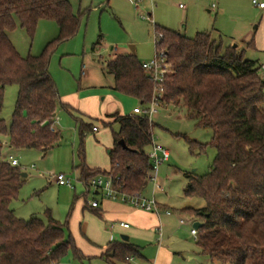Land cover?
I'll return each instance as SVG.
<instances>
[{"label":"trees","instance_id":"16d2710c","mask_svg":"<svg viewBox=\"0 0 264 264\" xmlns=\"http://www.w3.org/2000/svg\"><path fill=\"white\" fill-rule=\"evenodd\" d=\"M151 16V14H150ZM70 0H0V264H57L69 249L79 255L74 239L67 234V222L32 216L17 217L11 208L25 177L18 166L3 157L4 145L17 149H38L43 155L55 147L62 132L55 127L60 96L49 71L48 47L40 55L22 56L8 32L17 24L33 38L41 19L56 20L62 41L74 35L80 25ZM170 64L163 84V105H180L197 124L213 130L208 143L216 154L208 172L187 174L184 193L201 197L205 205L187 206L181 212L199 218L196 244L201 254L221 264H264V79L261 63L246 58V49L225 45L210 31L189 37L154 24ZM247 46L255 48L254 38ZM114 78L113 89L133 96L143 104L155 94V82L135 53L117 54L106 64ZM19 85L10 124L1 117L5 86ZM65 108L68 106L63 104ZM113 147L111 168H90L84 162L82 180L111 175L119 192L140 194L152 179L149 147L154 122L137 114L112 113ZM49 120L47 125L43 122ZM83 143L92 124L79 121ZM6 137V141L2 137ZM125 142L123 146L120 141ZM190 147L204 152L208 144L189 140ZM119 177L117 181L116 178ZM141 256L129 241H110L102 257L110 264H126L127 257Z\"/></svg>","mask_w":264,"mask_h":264},{"label":"rangeland","instance_id":"374dc122","mask_svg":"<svg viewBox=\"0 0 264 264\" xmlns=\"http://www.w3.org/2000/svg\"><path fill=\"white\" fill-rule=\"evenodd\" d=\"M217 1L218 12L210 7L213 0H139L137 7L128 0H70L75 14L81 16L79 28L71 37L56 40L59 25L52 19H41L33 38L19 24L8 32L22 56L40 55L49 45V71L60 96L56 123L63 138L45 155L38 149H17L7 144L3 147V157L7 160L13 155L18 159L21 171L28 174L18 198L11 203L15 215L24 219L36 216L46 221L50 211L54 218L67 222V234L73 237L80 254L75 255L74 250L69 249L60 264H110L102 257L105 245L122 234L115 233L119 221L113 220L108 227L113 237L109 239V234L103 231L102 218L84 208L95 199L101 201L102 196L94 195V190L87 193L81 169L77 167L82 162L80 150H83L88 166L110 167L108 150L112 147V132L118 125L105 127L98 117L114 111L116 104L122 113L132 112L138 103L111 88L114 78L107 73L106 64L114 53L124 54L134 46L142 63L153 60L156 56L154 24H158L189 37L210 31L214 38H222L225 45L237 44L239 49H246V58L264 62V51L247 46L254 38L256 46L264 48V7L255 5L252 0ZM18 94V84L5 86L1 117L8 124ZM80 119L100 129L99 133L87 130L83 143L78 129ZM152 121L155 141L170 151V159L157 167L153 172L157 181L149 180L141 195L153 198L156 182L160 185L155 188L156 200L172 208V216L162 217L166 238L169 236L168 240L175 241L168 247L174 257L169 264H221L197 253L195 241L188 233L193 217L180 212L187 206L199 208L205 205L201 197L186 196L184 189L189 182L187 174H204L212 165L216 149L208 143L213 130L198 125L195 118L187 115L182 104H160ZM2 139L7 140L5 136ZM189 140L208 146L200 152L198 148L190 147ZM60 173L70 177L76 188L56 183L54 177ZM126 204L132 208V204ZM180 214L186 219L185 225L179 223ZM133 242L140 246L146 259L135 256L127 263L161 264L148 261L156 253L155 244Z\"/></svg>","mask_w":264,"mask_h":264},{"label":"crops","instance_id":"0c3cea01","mask_svg":"<svg viewBox=\"0 0 264 264\" xmlns=\"http://www.w3.org/2000/svg\"><path fill=\"white\" fill-rule=\"evenodd\" d=\"M129 2H134V4H135V6L137 7L138 5H136V3H137V0H128ZM213 1H216V3H217V7L215 8V9H213L212 7H211V5H210V7H211V9L212 10H216L217 12L219 11V4H218V1L217 0H213ZM165 27V26H164ZM167 28V27H166ZM249 42V41H248ZM235 45H237V44H235ZM132 47H133V49H134V51L132 50ZM252 49H256L257 51H259V52H261V51H264V48L263 47H261V48H258L257 46H256V44H255V48H252ZM131 53H135V47L134 46H131V49H130V51H127L126 53H124V54H131ZM136 54V53H135ZM115 55H117V54H115L114 53V56ZM113 56V57H114ZM261 64L262 63H264V62H260ZM111 88L113 89V86H111ZM113 90H115V89H113ZM115 91H117V90H115ZM126 95V94H125ZM127 96H129V95H127ZM130 97H132V98H134L135 100H136V102H138V103H136V105H134L133 106V110H134V108L135 107H137V106H140V105H143V103L142 102H140V100L139 99H137V98H135V97H133V96H130ZM119 105V104H118ZM117 104L114 106V111H112V112H110V113H107V114H105V115H100V117H98V118H100L101 120H102V122L103 121H105L106 123H110V122H113V119H114V117H111V116H109L110 114H112V113H115V112H118V113H121V114H134L133 113V110H132V112H128V113H122L121 112V110L119 109V106H118ZM117 108V109H116ZM116 109V110H115ZM57 113H58V111H57ZM57 119V118H56ZM78 121H80V120H78ZM56 123V122H55ZM115 124H117L118 125V123L117 122H114V123H112L111 125H105L104 124V126L105 127H107V126H112V125H115ZM78 125H79V122H78ZM57 129H59L58 128V126H57V123H56V126H55ZM94 127H96L97 129L96 130H94ZM118 127H119V125H118ZM60 130V129H59ZM61 131V130H60ZM92 131L93 132H97V133H99V131H100V129H99V126H97V125H92ZM62 132V131H61ZM62 138H63V133H62ZM61 138V139H62ZM113 143H114V139H113V134H112V143H110V146H112L113 147ZM111 147V148H112ZM111 148L109 149L110 151H111ZM151 148V146L149 147V149ZM108 150V155H109V153H110V151ZM149 152V151H148ZM170 152V151H169ZM110 157V156H109ZM169 159H170V157H169ZM168 159V160H169ZM111 164V163H110ZM90 167V166H89ZM90 168H101V167H90ZM111 168V165H110V167L108 168V169H106V170H109ZM105 169V168H104ZM28 176V174L26 173V176L25 177H27ZM156 180V177H155V173H153L152 172V179H149V180ZM149 180H147V182L149 181ZM54 181H55V179H54ZM157 181V180H156ZM56 182V181H55ZM146 182V183H147ZM57 183V182H56ZM146 185V184H145ZM156 186H159L160 187V185H158V183H156L155 182V184H154V188H153V198H155V193H156ZM145 187V186H144ZM71 188H73V189H75L76 187H71ZM143 190V189H142ZM90 191H87V193H89ZM141 193H142V191H141ZM93 194L94 195H101L102 196V200L101 201H99V200H97L98 201V203H99V205L98 206H96V207H92L91 205H86L84 208L85 209H88V210H90V211H94L95 212V214L96 215H98L100 218H102V224H103V226H104V229H103V227H102V229H103V231H105L107 234H109V239H112V237H113V234H111L110 235V233L108 232V227H109V223L111 222V221H113V220H118L119 221V223L116 225V228L114 229V231H115V233H122L121 234V237L119 238V239H112V240H109L108 242H110V241H129V242H131V243H133V244H135L136 246H138L139 247V249H140V246L139 245H137L136 243H134L133 241L134 240H140V241H144V242H147V243H149V244H155L156 245V247L157 248H155V250H156V253H154V254H152L150 257H151V259L152 260H148L149 262H151V263H161V264H169L170 262H172L173 261V255H172V252L169 250V246L170 245H173V244H175V241H173V240H168V239H170V238H168L169 236H167V238H166V235H165V232H164V229H163V221H162V217L163 216H172V213L171 214H167V213H165V209H171L172 210V208L170 207V206H168V205H166V204H164V203H160V202H158L157 200V202L159 203V205H160V207H161V212L159 213V214H157V213H154V212H152V211H146V210H143V209H141V208H139V207H136V206H134V205H132L131 207V209H129L126 205V203H128V202H126V201H124V200H122V199H111V198H107L106 196H104L103 194H101L100 192H98V191H96V192H93ZM156 199V198H155ZM96 200V199H95ZM122 202V203H121ZM126 204V205H125ZM130 204V203H129ZM100 205H101V207H100ZM131 205V204H130ZM174 210V209H173ZM180 212H181V210H180ZM163 213H165L166 215H163ZM182 213V212H181ZM182 214H184V213H182ZM181 215V214H180ZM185 215V214H184ZM180 217H182V215L180 216ZM180 217H179V219H180ZM191 218V217H190ZM192 219V221L190 222V229H189V235L191 236V237H193V239H194V241H195V244H196V239H195V237L191 234V232H190V230H191V228L193 227V223L196 221V218H191ZM128 222L129 224H130V227H128V228H125V227H123V226H121L120 225V222ZM179 223H180V221H179ZM159 224H161V226H162V231H163V236H162V241L159 243L158 242V234H157V232H156V227L159 225ZM181 224V223H180ZM186 224V222L184 223V224H181V225H185ZM107 227V228H106ZM124 236H128L129 237V239L128 240H124L123 239V237ZM166 240H168L167 242H166ZM165 242H166V244H165ZM108 243H106V245H107ZM106 245H105V248H106ZM196 248H197V253L198 254H201L200 252H199V250H198V246H197V244H196ZM140 253H141V249H140ZM183 255V254H182ZM201 255H203V254H201ZM141 258H144V259H146L143 255H142V253H141V256H140ZM192 257H189V259H191ZM57 264H60V262L59 263H57ZM126 264H130V262H128V263H126Z\"/></svg>","mask_w":264,"mask_h":264},{"label":"built area","instance_id":"2783aa9c","mask_svg":"<svg viewBox=\"0 0 264 264\" xmlns=\"http://www.w3.org/2000/svg\"><path fill=\"white\" fill-rule=\"evenodd\" d=\"M139 1V0H138ZM138 1L136 5H138ZM252 2L263 8L264 2H261L259 0H252ZM211 7L215 9L217 7L216 1H213L211 4ZM161 35L156 34L155 44L157 45L160 41ZM143 68L150 74L151 78L155 82L156 88H155V94L153 96V99L143 105L137 106L134 108L133 113L147 117L150 121H152L153 115L157 112V107L161 104V99L163 98L164 94V87L163 84L166 79V75L170 72V64L167 61V57L162 49H156V56L153 60L149 62H143L142 63ZM260 75L264 79V63L261 64L260 68ZM97 128L94 127V130ZM151 150L149 151V157L151 161L153 162V171L155 172L157 170V167L163 163L164 161H167L170 157L169 150L162 144L155 141V138L153 137V142L151 144ZM9 161L11 165L18 166L19 162L18 159L15 158L13 155L9 156ZM55 181L59 185H67L69 187H75L73 184V181L70 177L66 176L64 173H60L54 177ZM116 180H119V177L116 178ZM85 184V187L87 191L94 192L98 191L107 198L111 199H117L120 198L136 207H139L146 211H152L154 213L159 214L161 212V207L159 203L156 201L155 198L147 199L143 197L140 194L135 195H126L124 193L119 192L118 188L115 186L114 183V177L111 175L105 176V175H98L95 177H92L89 180H82ZM92 207H96L99 205L97 200H93L90 204ZM173 211L171 209H165V213L171 214ZM181 224H184L186 222V219L183 217H180L179 219ZM120 225L128 228L130 227V224L128 222H120ZM156 232L158 234V242L160 243L162 241L163 231L162 226L159 224L156 227ZM191 234L195 237V239L198 238V229L196 227H192L190 230ZM134 257H127L128 261L133 260Z\"/></svg>","mask_w":264,"mask_h":264},{"label":"water","instance_id":"95a60500","mask_svg":"<svg viewBox=\"0 0 264 264\" xmlns=\"http://www.w3.org/2000/svg\"><path fill=\"white\" fill-rule=\"evenodd\" d=\"M132 50L134 51L133 47H132ZM49 123V120H46L43 122V125H47ZM120 143L125 146V142L123 140L120 141ZM110 151V150H109ZM22 176H26V173L22 172ZM193 226L196 227L197 229H199L200 227L203 226V222L201 220H196L194 223H193ZM124 240H128L129 237L128 236H124L123 237Z\"/></svg>","mask_w":264,"mask_h":264}]
</instances>
